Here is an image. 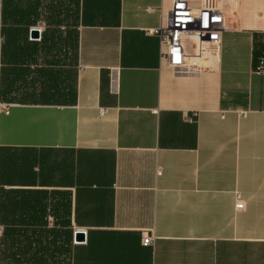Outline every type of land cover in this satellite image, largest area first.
I'll use <instances>...</instances> for the list:
<instances>
[{
	"label": "crops",
	"instance_id": "1",
	"mask_svg": "<svg viewBox=\"0 0 264 264\" xmlns=\"http://www.w3.org/2000/svg\"><path fill=\"white\" fill-rule=\"evenodd\" d=\"M173 1H1L0 264H264V0L183 71Z\"/></svg>",
	"mask_w": 264,
	"mask_h": 264
},
{
	"label": "built area",
	"instance_id": "2",
	"mask_svg": "<svg viewBox=\"0 0 264 264\" xmlns=\"http://www.w3.org/2000/svg\"><path fill=\"white\" fill-rule=\"evenodd\" d=\"M0 0V9H1ZM199 7L190 6L189 0H174L165 22L154 31L158 38L161 59L177 71L190 70V59L205 55L216 56L219 51L221 34L225 31V14L215 0H199ZM39 31V30H38ZM2 35L0 32V58ZM264 74V60L260 59L255 68ZM6 111V105H0ZM235 208H243L239 195L235 198ZM85 235V231L80 230ZM2 229L0 228V235ZM143 246H151L153 238L142 235Z\"/></svg>",
	"mask_w": 264,
	"mask_h": 264
},
{
	"label": "water",
	"instance_id": "3",
	"mask_svg": "<svg viewBox=\"0 0 264 264\" xmlns=\"http://www.w3.org/2000/svg\"><path fill=\"white\" fill-rule=\"evenodd\" d=\"M31 36L34 38L37 36V31H32L31 32ZM74 240L75 242L77 243H80V242H83L84 240V234L80 231H76L75 234H74Z\"/></svg>",
	"mask_w": 264,
	"mask_h": 264
}]
</instances>
